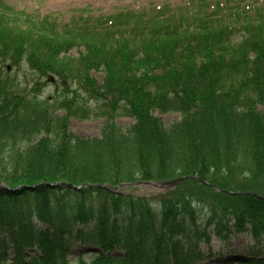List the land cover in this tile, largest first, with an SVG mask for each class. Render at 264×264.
Here are the masks:
<instances>
[{"label":"trees","instance_id":"trees-1","mask_svg":"<svg viewBox=\"0 0 264 264\" xmlns=\"http://www.w3.org/2000/svg\"><path fill=\"white\" fill-rule=\"evenodd\" d=\"M41 20L0 26V264H72L79 247L101 250L91 264H196L234 234L264 264V199L212 188L264 196V2ZM22 62L39 80L30 93L8 70ZM49 76L59 98L41 96ZM167 114L181 117L166 126ZM72 119L103 120L100 135H74ZM178 177L210 186L151 198L92 187Z\"/></svg>","mask_w":264,"mask_h":264},{"label":"rangeland","instance_id":"rangeland-1","mask_svg":"<svg viewBox=\"0 0 264 264\" xmlns=\"http://www.w3.org/2000/svg\"><path fill=\"white\" fill-rule=\"evenodd\" d=\"M187 0H0V26L4 22H18L23 20L26 23L30 18L42 19L41 21L56 20L59 25L67 24L74 16H80L86 12L92 16H111L122 9H129L133 11H140L149 6H170L175 8ZM245 1V0H243ZM260 0H255L258 2ZM264 1V0H263ZM7 35H0V43L3 44V40ZM10 66V63L7 64ZM22 72L14 74L16 83L19 84L22 90L26 93H30L35 89V86L39 82L36 76L32 75V72L28 70L26 63H21ZM26 75V76H25ZM96 78L101 82L102 74H95ZM42 83L44 81H41ZM63 92V88L60 82L54 81L41 89V96L45 98H53L60 96ZM166 126L171 125L175 121L180 119L179 114H167L159 115ZM120 127H130L133 125V120L128 117H120L117 120ZM71 132L74 135L80 137H98L101 132L103 120H88L79 121L72 119L70 122ZM180 178V177H178ZM177 179V178H176ZM123 194H130L137 197L151 198L162 193L154 188L145 186H133L127 185L120 189ZM1 242V241H0ZM254 240L246 234L232 235L226 242H220L216 238H213L209 246H201V252L206 256H212L210 259H204V261H198L196 264H222L223 262H231L230 264H250L254 262L253 258L260 257L256 252H252L254 247ZM82 247L74 248L73 256L70 258L72 264H78L79 255H84V259L87 260V264L93 262L92 258L94 254L84 253ZM83 259V260H84ZM219 259H223L218 261ZM82 260V261H83ZM217 261V262H215Z\"/></svg>","mask_w":264,"mask_h":264},{"label":"water","instance_id":"water-1","mask_svg":"<svg viewBox=\"0 0 264 264\" xmlns=\"http://www.w3.org/2000/svg\"><path fill=\"white\" fill-rule=\"evenodd\" d=\"M187 179L188 178H181V179H176V180L164 182V183L138 182V183L134 184V186H145V187H150V188L152 187L155 190H158L159 192L163 193V192H169L171 190H174L180 184L184 183ZM201 183L204 185H207V183H205V182H201ZM50 186H55V185H50ZM95 187L107 190L111 193H118L121 186H118L116 188H112L111 186H108V185H97ZM80 188L81 187H78V189H80ZM218 191L222 192L219 189H218ZM229 194L230 195H236V196H240V195L241 196H251V194H243V193H229Z\"/></svg>","mask_w":264,"mask_h":264}]
</instances>
